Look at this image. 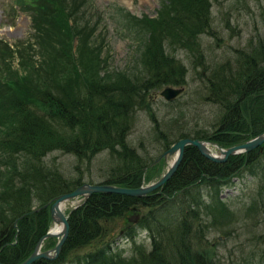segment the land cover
Returning <instances> with one entry per match:
<instances>
[{"label": "trees", "instance_id": "1", "mask_svg": "<svg viewBox=\"0 0 264 264\" xmlns=\"http://www.w3.org/2000/svg\"><path fill=\"white\" fill-rule=\"evenodd\" d=\"M65 1L68 3V0H13V4L29 13L31 27L30 35L23 41L25 46L16 45L18 56L31 49L30 42L38 40V33L51 36L52 46L62 43L60 49H48L42 46V41L37 42L41 50L47 49L48 57L36 64L23 58L20 64L29 65L25 73L7 69L4 58L10 57L13 50L0 39V63L4 66L0 72V261L4 263L22 260L46 231L51 220L47 205H41L85 182L80 175L60 172L53 158H46L47 153L55 150L72 153L77 160L83 157L89 160L94 152L107 149L113 162L105 167V177L96 182L137 186L146 167V174L157 171L163 162L162 157L156 160L158 153L147 159L126 141L132 113L147 101L148 90L183 82L185 68L171 51L187 45L204 29L209 23L211 5V0H162L154 17H142L147 43L136 60L142 64L141 69L109 73L114 75L111 79L112 76L105 77L106 73L96 70L98 62L93 49L96 56L90 57L80 50L73 55L68 49L71 43L66 33L74 29L78 47H84L85 40L82 44L79 38L88 31L75 27L71 7L63 9ZM60 34H65L63 39ZM256 43L236 52L233 62L227 59L214 69L209 67L205 82L207 98L216 110L209 129H183L173 137L172 130L153 125L154 139L160 140L161 151L182 136L207 139L225 147L264 129V44L261 40ZM260 149H264V141L246 153H232L215 162L194 146L186 145L178 165L157 188L158 192L143 196L91 192L69 211L67 235L57 256L36 258L30 264H62L61 258L71 247L98 235L99 219L118 216L136 203L154 202L155 196L161 198L138 214L135 223L127 224L124 231L132 237L135 227L146 228L151 240L149 251L145 253L133 244L134 252L124 258L105 242L74 257L70 263L216 264L210 247L204 246L208 224L200 221L194 225L191 221L197 209L190 208L178 195H183L196 180L221 179L241 165H255L260 170L252 174L256 176V187L246 203V212L255 213L259 208L264 221V159L257 162L259 157L256 158ZM152 160L153 167L149 165ZM211 198L204 204L211 208L216 205L219 211L216 216L210 212L214 216H210L211 225L219 213L230 219L231 214L218 193L214 192ZM53 243L52 237L44 239L45 247Z\"/></svg>", "mask_w": 264, "mask_h": 264}, {"label": "rangeland", "instance_id": "2", "mask_svg": "<svg viewBox=\"0 0 264 264\" xmlns=\"http://www.w3.org/2000/svg\"><path fill=\"white\" fill-rule=\"evenodd\" d=\"M8 2L9 0H0V39L13 51L10 52V57H5L4 60L6 67L8 66L7 69L10 71L18 69L23 74L29 67L28 64H20L23 58L36 64L39 60L48 57L47 49L41 50L40 46L38 47L41 41L42 46L48 49L55 47L60 49L62 43L59 42L52 46L51 36L38 33L36 44L31 41V49H27L25 55L20 53L19 56L22 57L20 59L16 54V45H24V38L30 35V16L27 11L13 4V0ZM77 2L81 4L77 5ZM161 2L162 0H68V3L65 1L63 9L66 11L68 7H71L75 27L88 31L85 36L79 38L82 44L85 40L84 47H78V36L73 33L74 29L72 33H66L71 43L68 49L73 55H76V50H80L79 52L87 57L97 55L98 68L96 70L103 74L106 73L105 77L112 76L111 79L114 75H109V73L121 70L134 72L141 69L142 64L136 60L139 52L141 55L147 43V33L142 28V17H154ZM11 4L13 7L9 16L7 13L10 11ZM129 14L134 17H129ZM70 19L69 16V23L72 24ZM83 25L86 26L82 27ZM50 35L53 34L50 33ZM64 35L60 34L59 38L63 39ZM258 40L264 44V0H211L209 23L187 45L177 46L171 51L185 68L183 82L173 85L181 87L180 92L169 100L159 94L163 86L148 90L147 101L141 108L133 110L131 124L126 135L127 143L135 148L137 153L149 159L161 151L160 140L154 139L153 125L155 123L161 129L172 130L173 137L183 129L185 131L209 129L216 112L214 103L207 98L205 82L209 67L214 69V66L227 59L233 62L236 52L240 49L247 50L250 46L256 45ZM3 67L0 63V72ZM212 143H208L211 151L217 152V147ZM263 150L257 151L256 158L259 157L257 162L264 159ZM47 157L53 158L60 172H67V175L72 176L80 175L83 181L91 182L102 180L105 177V167L107 168V165L113 162L108 156L107 149L94 152L89 160L87 157L77 160L72 153L55 150L47 153ZM172 157L173 154L166 155L155 172L150 171L146 174V167L143 170L141 181L149 182L157 178ZM153 161L149 163L152 167L154 166ZM258 170L260 168L255 165H241L237 171L221 179L197 180L188 185L183 195L182 193L178 195V198L180 196L186 200L190 208L197 209L191 221L194 225L195 222L200 221H206L208 224L204 230L206 234L204 235V246L210 247V252L217 259L216 264H264L262 212L259 208L255 213L246 212V203L255 192L256 176L254 175ZM214 192H217L218 197L223 200L231 218L219 213L218 218L215 217V220L212 218L213 224L211 225L209 220L219 211L216 205L211 208L204 203L210 202ZM160 198L155 196L152 198V200L155 199L154 202L143 205L136 203L130 210L123 211L113 218L99 219L98 235L85 244L71 247L65 257L61 258L62 264H71L70 261L74 257L93 251L105 242L109 243L114 253L124 258L134 252L131 250L133 244H136V248L141 247L145 253L149 251L151 240L146 228L135 227L132 237L124 231L127 224L135 223L131 222L133 220L129 223L128 216L145 212ZM80 202V196L65 200L63 211L67 212L71 206ZM211 211L214 216H211ZM253 220L255 222L252 223ZM52 225L50 221L47 228L52 229ZM259 235L260 237H257ZM53 241H55L54 237ZM46 247L43 241L41 248Z\"/></svg>", "mask_w": 264, "mask_h": 264}, {"label": "water", "instance_id": "3", "mask_svg": "<svg viewBox=\"0 0 264 264\" xmlns=\"http://www.w3.org/2000/svg\"><path fill=\"white\" fill-rule=\"evenodd\" d=\"M181 87L173 86V85H165L159 90V94L165 99L173 98L178 92H180ZM264 141V129L252 135L251 137L246 138L245 140L234 143L225 147H219L215 143H212L217 146V152H212L206 147V143H209L208 140L183 136L177 138L173 142H171L161 153L158 155L157 159L161 156L165 157L166 155L173 154L172 159L168 162L166 168L160 173V175L146 183H140L137 186H122L113 183L106 182H82L77 184L72 189L61 192L54 197H52L48 202L42 204L41 206L48 205V212L51 219L52 224H59V229L54 231L53 229L48 228L43 234H41L32 248V250L19 262L16 263H4L0 261V264H30L36 258H45V259H53L57 256L60 248L65 240L68 231V222L67 215L69 211L75 207V205L71 206L67 212H64L59 209L58 204L67 199H71L76 196H80L85 199L91 192H114L120 193L130 196H143L156 188H158L175 170L178 165L184 147L186 145L194 146L198 152L203 155L205 158L215 161L221 162L225 160V158L232 153H246L250 149L258 146ZM37 208H33L35 210ZM137 215L128 216V220H136ZM135 219V220H134ZM56 237L54 244L49 248H41V244L44 238L46 237Z\"/></svg>", "mask_w": 264, "mask_h": 264}, {"label": "bare ground", "instance_id": "4", "mask_svg": "<svg viewBox=\"0 0 264 264\" xmlns=\"http://www.w3.org/2000/svg\"><path fill=\"white\" fill-rule=\"evenodd\" d=\"M206 145V147L211 151V149H210V147H209V145H208V143H206L205 144ZM64 202L65 201H62V202H60L59 204H58V206H59V209L60 210H62L63 211V209H64ZM46 206V205H45ZM47 207H48V205H47ZM53 227V228H52ZM52 229L54 230V231H57L58 229H59V224H54V225H52Z\"/></svg>", "mask_w": 264, "mask_h": 264}]
</instances>
